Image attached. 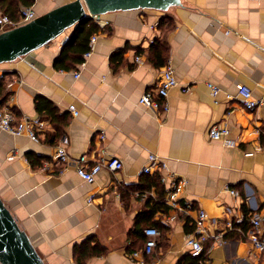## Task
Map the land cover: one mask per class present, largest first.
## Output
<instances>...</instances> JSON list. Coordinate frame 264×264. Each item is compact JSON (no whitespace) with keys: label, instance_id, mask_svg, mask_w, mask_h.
<instances>
[{"label":"crops","instance_id":"obj_1","mask_svg":"<svg viewBox=\"0 0 264 264\" xmlns=\"http://www.w3.org/2000/svg\"><path fill=\"white\" fill-rule=\"evenodd\" d=\"M70 1L34 0L31 8L39 16ZM180 2L166 12L118 11L94 20L101 30L91 55L72 69H56L54 62L73 30L28 58L0 65L12 93L4 109L18 118L39 117L35 100L42 97L67 114L54 144L48 118H41L45 127L37 141L0 130V197L46 264H76L81 249L95 244L104 253L84 264H138L132 255L143 249L147 228L161 234L157 264L190 262L186 241L195 234L197 210L207 215L208 234L222 233L228 241L208 244L209 264H264V253L245 237L249 223L236 224L264 214V0ZM167 63L177 85L163 113L138 100ZM207 84L220 89L217 96ZM239 86L261 105L244 109ZM214 126L228 135L212 140ZM63 139L71 161L115 157L123 167L102 169L88 184L73 162L54 161ZM149 155L166 162L167 171L142 174ZM29 156L40 165L33 167ZM168 174L186 181L179 202L192 203L195 211L182 215L161 205L152 212L151 202L165 200L160 195L168 183L160 178ZM156 177L158 186L151 181ZM228 224L247 229L237 233ZM229 232L236 235L226 239Z\"/></svg>","mask_w":264,"mask_h":264},{"label":"built area","instance_id":"obj_2","mask_svg":"<svg viewBox=\"0 0 264 264\" xmlns=\"http://www.w3.org/2000/svg\"><path fill=\"white\" fill-rule=\"evenodd\" d=\"M36 17L33 9L23 8L20 12V19L17 22L10 21L6 16L0 13V33L10 30L22 24H26ZM154 27L151 26L150 29ZM96 40L95 36H92L89 42L90 49L85 54V57L91 55V49ZM140 58H136V62H139ZM177 85L174 70L170 63H167L164 67L161 76L156 83L154 88L147 89L142 96L139 98L138 103L152 108L156 111L163 113L168 111V104L166 99L169 91ZM213 97L217 96L220 89L212 84H207ZM188 90H185V92ZM238 96L242 102L244 109L252 111L261 105V102L254 99L252 92L245 86H239ZM45 122L39 117L32 119L29 118H18L13 111L9 109H0V130L4 131L12 136H26L32 141H37V133L43 130ZM229 131L227 128L212 127L210 128L208 135L214 140H220L228 135ZM103 138V137H102ZM68 144L67 139H63L62 142L56 148V154L53 157L54 161L59 164H66L73 162L76 166V175L88 184H92L96 180V176L101 172L102 169L107 170L110 173H116L123 167L122 162L115 158L109 157L107 159H93L89 164L90 160L86 155L80 156L78 159L71 161L66 150ZM148 164L145 165L141 173L144 175H150L154 172L167 171L166 162L160 158L149 155L147 158ZM89 164V165H88ZM160 181L162 183H168V191L165 196L163 203L169 208L177 210L180 214L184 215L191 211H195L192 203L190 202H179V195L182 191L185 180L178 179L174 175L168 174L161 176ZM231 194L235 195L234 191ZM207 215L202 210H197V218L195 220V234L187 236L186 245L189 248V253L192 257L198 258V264H209L208 254L210 253L213 243L219 247H224L228 243L224 239L222 233L210 235L204 228L203 222L206 220ZM248 222L250 229L245 234L246 239L250 242L253 249L257 252L264 253V214H252L247 220H239L236 224ZM230 231H236L237 233H244L242 228L234 227L232 224H228ZM145 236V242L143 249L139 252H135L132 256L137 259L138 264H157L153 260L154 250L157 247L158 238L160 236L159 231L156 228H147L143 231ZM149 258V259H148Z\"/></svg>","mask_w":264,"mask_h":264},{"label":"water","instance_id":"obj_3","mask_svg":"<svg viewBox=\"0 0 264 264\" xmlns=\"http://www.w3.org/2000/svg\"><path fill=\"white\" fill-rule=\"evenodd\" d=\"M34 1V0H33ZM180 0H72L0 33V65L30 57L86 20L132 10L166 12ZM0 264H46L0 197Z\"/></svg>","mask_w":264,"mask_h":264},{"label":"trees","instance_id":"obj_4","mask_svg":"<svg viewBox=\"0 0 264 264\" xmlns=\"http://www.w3.org/2000/svg\"><path fill=\"white\" fill-rule=\"evenodd\" d=\"M34 1L33 0H0V13L7 17L8 20L17 22L20 19V12L23 8L32 7ZM165 21V18H161L159 22V26ZM101 30V26L97 24L94 20H86L80 23L72 32L69 41L63 47L60 55L57 57L54 62V67L56 69H64L69 70L70 68H74L77 65H80L84 61V55L89 51V42L92 36L97 34ZM11 91L8 88V84L5 81V75L0 77V109H4V105L6 104L8 98L11 96ZM35 108L40 118H48L51 120L52 125L54 127V134L49 137L50 143L54 144L55 141L60 138L61 132H63L64 127L67 125V114H59L57 108L49 102L48 100L37 97L35 100ZM17 117V116H16ZM28 160L31 165L39 166L40 164L36 161L37 158L34 156H29ZM156 180V181H155ZM152 185L158 186L159 178L151 179ZM147 185H150L147 182ZM164 186V185H163ZM165 187H163L164 189ZM160 190V188H157ZM160 195L163 199L164 195L167 193ZM162 193V191L160 192ZM161 202H151V210L152 212L157 209H161V205L164 206V210L169 208ZM161 203V204H159ZM193 208H195L193 206ZM170 209V208H169ZM157 225V222H156ZM245 225V224H244ZM151 227V226H150ZM193 229V227H192ZM243 231H246L247 227L242 228ZM160 233V232H159ZM236 232H229L225 237H234ZM161 236V234H160ZM159 236V238H160ZM145 242V240H144ZM144 246V244H143ZM83 250V251H82ZM82 253L78 254L76 257V264H84L85 260L93 257L99 256L104 253V249L99 246V244H95L92 246L84 247L81 249ZM189 261L184 262V264H198V258L192 257L190 253ZM149 259V258H148Z\"/></svg>","mask_w":264,"mask_h":264}]
</instances>
